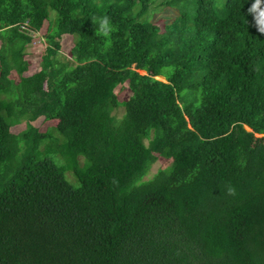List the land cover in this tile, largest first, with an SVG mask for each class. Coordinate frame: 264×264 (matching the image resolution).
<instances>
[{"label":"trees","instance_id":"1","mask_svg":"<svg viewBox=\"0 0 264 264\" xmlns=\"http://www.w3.org/2000/svg\"><path fill=\"white\" fill-rule=\"evenodd\" d=\"M155 1L0 0V264H264V0Z\"/></svg>","mask_w":264,"mask_h":264},{"label":"rangeland","instance_id":"2","mask_svg":"<svg viewBox=\"0 0 264 264\" xmlns=\"http://www.w3.org/2000/svg\"><path fill=\"white\" fill-rule=\"evenodd\" d=\"M167 1L170 0H156L152 12L150 13V17H153L154 22H157V24L164 25L167 22H173L176 17L173 12H167V7L165 6ZM34 37L35 41L34 43L29 44L26 49V59L28 61H32V63L41 64L43 61V58L46 54V49L49 46L48 41L45 40V35L43 33H30ZM58 41L61 43V53H63L65 56L69 55V52L72 50L74 46V39L73 36H64L62 39H58ZM162 79V78H161ZM162 81H166L165 79H162ZM128 85L122 86L118 89V92L120 94L121 99H128L131 95V91L127 89ZM113 114L116 116L118 121H121L126 114V111L122 108L115 110ZM27 127V123L25 121L21 122L20 126H18L17 130L20 129V131H25ZM42 128H46L45 125H42ZM82 162H84V159H81ZM170 166V162L161 159L159 160L153 167L151 177H153L159 170L165 169ZM68 180L75 186H79V182L77 179L73 177V173L69 172L68 174Z\"/></svg>","mask_w":264,"mask_h":264},{"label":"clouds","instance_id":"3","mask_svg":"<svg viewBox=\"0 0 264 264\" xmlns=\"http://www.w3.org/2000/svg\"><path fill=\"white\" fill-rule=\"evenodd\" d=\"M259 4H260V0H256V4L253 5L252 9H250V12L255 13ZM254 19L256 20L257 31L261 34H264V12H261V13H259V15L254 16ZM99 24H100V30L104 36H108L109 33L114 30L110 24L109 18H107V17H104L102 20H100ZM45 40H46V38H45ZM158 79H160V78H158ZM165 82H167V81H165ZM248 130H249V128H248ZM227 192L229 195L235 194V190L231 187H229L227 189Z\"/></svg>","mask_w":264,"mask_h":264},{"label":"water","instance_id":"4","mask_svg":"<svg viewBox=\"0 0 264 264\" xmlns=\"http://www.w3.org/2000/svg\"><path fill=\"white\" fill-rule=\"evenodd\" d=\"M158 80H160V79H158ZM249 131H251V130L249 129Z\"/></svg>","mask_w":264,"mask_h":264}]
</instances>
